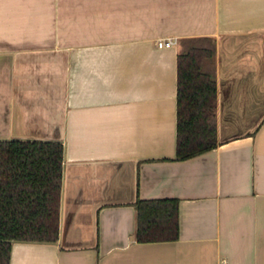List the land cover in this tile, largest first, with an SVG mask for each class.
I'll use <instances>...</instances> for the list:
<instances>
[{"label": "crops", "instance_id": "crops-1", "mask_svg": "<svg viewBox=\"0 0 264 264\" xmlns=\"http://www.w3.org/2000/svg\"><path fill=\"white\" fill-rule=\"evenodd\" d=\"M194 38L216 46L218 145L179 160ZM3 140L64 145L59 240L10 264H264V0H0ZM155 199L179 201L177 240L138 242Z\"/></svg>", "mask_w": 264, "mask_h": 264}, {"label": "trees", "instance_id": "trees-1", "mask_svg": "<svg viewBox=\"0 0 264 264\" xmlns=\"http://www.w3.org/2000/svg\"><path fill=\"white\" fill-rule=\"evenodd\" d=\"M215 42L187 39L178 55L177 159L218 145ZM64 145L55 141H0V264H10L15 241L55 243L60 236ZM138 242L179 237L177 199L136 203Z\"/></svg>", "mask_w": 264, "mask_h": 264}, {"label": "built area", "instance_id": "built-area-1", "mask_svg": "<svg viewBox=\"0 0 264 264\" xmlns=\"http://www.w3.org/2000/svg\"><path fill=\"white\" fill-rule=\"evenodd\" d=\"M176 44H177V42L175 39H165V40L159 41L157 43V46L159 48H165V47H173Z\"/></svg>", "mask_w": 264, "mask_h": 264}]
</instances>
